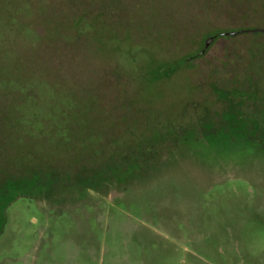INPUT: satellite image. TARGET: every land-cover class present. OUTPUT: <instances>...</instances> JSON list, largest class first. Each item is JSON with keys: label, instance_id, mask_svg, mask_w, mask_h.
<instances>
[{"label": "rangeland", "instance_id": "374dc122", "mask_svg": "<svg viewBox=\"0 0 264 264\" xmlns=\"http://www.w3.org/2000/svg\"><path fill=\"white\" fill-rule=\"evenodd\" d=\"M238 93L264 98V0H0V178L115 173L63 206L13 202L0 264H264ZM206 115L229 123L169 154Z\"/></svg>", "mask_w": 264, "mask_h": 264}, {"label": "trees", "instance_id": "16d2710c", "mask_svg": "<svg viewBox=\"0 0 264 264\" xmlns=\"http://www.w3.org/2000/svg\"><path fill=\"white\" fill-rule=\"evenodd\" d=\"M233 91H227L229 95H232ZM226 92V91H220ZM219 92V93H220ZM239 94V93H238ZM240 95V94H239ZM254 95V96H253ZM256 94L249 95L248 93L244 95L234 97V100L238 109L243 112V116H240L237 121L239 124L233 120L232 123L238 126L235 128L237 133L236 138L239 140L243 139L248 145L252 146L258 151H264V98L262 99ZM220 98L221 95H220ZM241 98V99H239ZM223 99V98H222ZM223 101V100H222ZM259 101V103H257ZM224 102H226L224 100ZM253 109L250 111V108ZM242 107V108H241ZM246 108V109H245ZM218 119V120H217ZM243 120V121H242ZM225 120H219V118L209 119V116H204L203 119L199 121L198 125H192L191 127H172L171 137L166 139V148H172L168 151L169 154H174L176 148L179 147V140L183 137L181 133L187 130L194 131H208L210 128H218L220 126L227 125ZM237 123V124H236ZM161 142V141H160ZM172 144V145H171ZM103 173L101 176L97 177L98 182H89L87 179L89 176H85V173L77 177L70 176L68 173L63 174L57 167H34L28 171V173H23L20 175H8L0 178V234L3 231V226L5 222L6 209L16 200L20 198H35L46 200L48 203L65 205L60 200L65 198L66 202L69 199L84 197L88 191H98L99 187L105 188L109 180L114 179L115 173L106 174Z\"/></svg>", "mask_w": 264, "mask_h": 264}]
</instances>
